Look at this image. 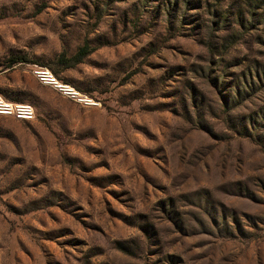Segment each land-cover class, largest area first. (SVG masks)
I'll list each match as a JSON object with an SVG mask.
<instances>
[{
	"label": "rangeland",
	"instance_id": "374dc122",
	"mask_svg": "<svg viewBox=\"0 0 264 264\" xmlns=\"http://www.w3.org/2000/svg\"><path fill=\"white\" fill-rule=\"evenodd\" d=\"M0 95V264H264V0H0Z\"/></svg>",
	"mask_w": 264,
	"mask_h": 264
},
{
	"label": "built area",
	"instance_id": "2783aa9c",
	"mask_svg": "<svg viewBox=\"0 0 264 264\" xmlns=\"http://www.w3.org/2000/svg\"><path fill=\"white\" fill-rule=\"evenodd\" d=\"M0 114L15 116L22 120H32L36 117L35 109L30 104L6 101L0 95Z\"/></svg>",
	"mask_w": 264,
	"mask_h": 264
},
{
	"label": "trees",
	"instance_id": "16d2710c",
	"mask_svg": "<svg viewBox=\"0 0 264 264\" xmlns=\"http://www.w3.org/2000/svg\"><path fill=\"white\" fill-rule=\"evenodd\" d=\"M242 24H244V23H239L240 27L243 26ZM88 53H89V50L86 47L80 49V51L72 58L73 63L80 62ZM23 61L24 60H22L21 58H13V59L8 61L7 65L9 67H12V66L16 65L17 63H20Z\"/></svg>",
	"mask_w": 264,
	"mask_h": 264
},
{
	"label": "bare ground",
	"instance_id": "6f19581e",
	"mask_svg": "<svg viewBox=\"0 0 264 264\" xmlns=\"http://www.w3.org/2000/svg\"><path fill=\"white\" fill-rule=\"evenodd\" d=\"M61 86V85H60Z\"/></svg>",
	"mask_w": 264,
	"mask_h": 264
}]
</instances>
